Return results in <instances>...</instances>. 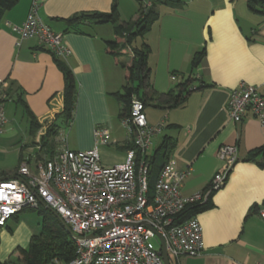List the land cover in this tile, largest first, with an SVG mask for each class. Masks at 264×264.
I'll use <instances>...</instances> for the list:
<instances>
[{"label":"crops","instance_id":"1","mask_svg":"<svg viewBox=\"0 0 264 264\" xmlns=\"http://www.w3.org/2000/svg\"><path fill=\"white\" fill-rule=\"evenodd\" d=\"M115 1L118 22L136 19L139 12L134 0ZM30 2L18 0L2 16L0 79L6 80L11 94L7 102L21 105L19 98L41 125H49L63 108V75L36 39L23 40L16 47L11 31L12 26L24 21ZM112 3L113 0H43L39 7L42 22L61 32L71 49L63 60L72 72L77 91L75 111L66 124L75 142L70 149L91 148L93 128H106L110 134L106 145H113L117 152L98 145L104 166L122 162L131 145L119 117L121 101L114 96L122 92L126 79L122 65H130L131 55L124 54L127 59L121 61L107 51L106 43L114 37L113 24L81 21L68 25L64 19L80 12L108 13ZM158 9V19L140 37L149 48L146 65L151 87L142 85L138 94L145 99L150 88L158 94L169 90L176 94L177 83L186 79H191L195 88L180 105L164 106L156 98L144 103L148 124H163L156 133L162 135L160 144L157 149H147L146 160L157 163L164 138H170L172 147L166 163L186 171L180 192L190 195L205 190L221 167L217 156L220 146L234 145L237 154L223 185L204 199L200 206L205 208L192 214L202 227V252L169 257V263L259 264L264 250V222L258 215L264 206V157H247L264 144V111L263 121L246 112L239 122H234L228 116L226 102L230 90L240 83L257 86L264 94V6L260 9L263 13H254L248 10L246 0H174L172 6ZM202 48L204 53L193 67V56ZM171 74L175 79L170 78ZM23 113L26 116L24 109ZM65 134L61 132L59 137L66 140ZM14 136H10L11 140L0 139V150L22 143ZM32 138L30 144L26 139L19 148V160L28 158L33 162L44 156ZM18 164L8 173L0 172V179L14 176ZM28 210L31 209H24L0 227V264H23L15 249L27 248L41 232V217L25 212Z\"/></svg>","mask_w":264,"mask_h":264},{"label":"built area","instance_id":"2","mask_svg":"<svg viewBox=\"0 0 264 264\" xmlns=\"http://www.w3.org/2000/svg\"><path fill=\"white\" fill-rule=\"evenodd\" d=\"M42 2L31 0L24 21L11 27L14 45L18 47L23 40L33 38L55 57L65 60L71 49L61 32L42 22ZM144 5L149 6L150 2ZM170 78L175 76L171 74ZM9 100L6 80L0 79V134L6 123L4 104ZM226 108L234 122H239L246 112L263 121L264 94L257 86L240 83L230 90ZM122 122L134 148L126 150L120 163H100L98 145L110 143L109 131L102 127L93 128L91 148L71 150L65 138L59 137L56 140L60 145L52 157H38L33 162L21 159L14 176L0 179V226L24 209L37 211L43 207L41 203L53 209L71 231L74 252L68 261L55 259L50 264H164L156 234L163 238L168 257L200 254L203 242L198 219L190 216L178 223L175 219L185 210L201 205L223 185L236 162V147H219L221 167L205 190L190 195L180 192L186 171L176 169L171 162L163 164L150 197L146 151L163 124H148L144 105L135 97ZM47 126L42 124L34 136L38 150ZM258 215L264 222V206ZM259 264H264V250Z\"/></svg>","mask_w":264,"mask_h":264},{"label":"trees","instance_id":"3","mask_svg":"<svg viewBox=\"0 0 264 264\" xmlns=\"http://www.w3.org/2000/svg\"><path fill=\"white\" fill-rule=\"evenodd\" d=\"M18 0H0V23L3 14L11 9ZM139 4V13L136 19L129 22H118L116 14V1L113 0L110 12H80L74 14L66 19L65 23L70 25L77 22L90 21L94 23H111L116 40L107 41V51L117 58L119 55L130 54V65H122L125 68L126 79L122 87L121 93H115L114 96L121 101L122 108L119 113L120 119L128 115L130 102L132 97L142 101L143 105L146 101L156 98L164 106H174L183 103L189 92L192 90L191 79H186L183 82L177 83V93L173 94L167 91L164 94H158L150 88V94H144L145 99L138 94V90L142 85L149 86V69L146 65V55L149 51L148 45L141 43L138 47L132 46V42L136 37H142L143 34L150 28L152 23L159 17L160 6H172L174 0H137ZM149 1L150 5H144V2ZM176 1V0H175ZM159 6V7H158ZM246 6L249 11L254 13H263L260 9L264 6V0H246ZM127 51L129 52H126ZM46 50V49H45ZM48 51V50H46ZM53 57L55 65L58 67L64 78V99L63 108L59 117H63L66 122H69L73 110L76 97V82L73 78L72 72L63 62L62 59ZM204 53L202 48L193 56L191 65L194 67ZM151 87V86H149ZM11 99L10 91H8ZM18 97V96H17ZM26 116L28 117V133L35 136L41 124L37 121L36 117L28 109L27 105L19 100ZM57 133V126L54 122L46 127L45 133L40 137L41 150L45 157H52L54 153V137ZM134 148L132 142L129 146ZM172 143L170 138L165 137L160 146L159 161L149 162L148 172V195L151 197L153 194L154 183L163 164L166 163L168 151L171 149ZM40 150V151H41ZM262 154L264 157V144L254 150L250 151L247 160L253 159L256 155ZM138 156V151H137ZM206 205H198L185 210L179 218L175 219L178 223L185 218L192 216L194 211L205 208ZM37 213L41 216V232L34 236L27 248H16L17 259L23 264H50L53 260L66 262L73 256L74 244L70 238L69 233L59 220L46 208L40 207ZM1 227V226H0ZM7 264V263H3Z\"/></svg>","mask_w":264,"mask_h":264},{"label":"rangeland","instance_id":"4","mask_svg":"<svg viewBox=\"0 0 264 264\" xmlns=\"http://www.w3.org/2000/svg\"><path fill=\"white\" fill-rule=\"evenodd\" d=\"M134 1L136 2V6H138V12H139L140 7L138 4V1L137 0H134ZM114 40H116L115 35L112 38V40H109V41H114ZM140 43H141V38L136 37L134 39V41L132 42V46L138 47L140 45ZM126 52H129V51H127V49H126ZM118 57H120L121 61L127 59V58H125V55H122V54L119 55ZM123 71H125V68L123 69ZM74 111H75V107L73 110V114H74ZM4 115L6 118V123L3 127V131L0 134V139L2 141L3 140H11L10 136L15 135L14 138L15 137L21 138L20 139L21 141L20 140L19 141L22 142L21 144L18 143L17 145L13 144L12 146H14V147H12L11 149H8L5 151L0 150L1 151L0 152V172L4 171V173H8L9 171H12L15 168V166L20 162L19 157H18V150L23 145V142H26V139H28V141H29L28 144H30L31 141L33 140V138H32V136L30 137V135L27 131L28 125H26V116L23 113V109H22L21 105H17L15 103L7 102L6 106H4ZM54 123L57 126V136H58L57 138H59V134L61 132L67 133V134H65L66 142H67L66 144L69 148H71L75 142H74L72 134H69L68 127L66 126L67 122L64 120L63 117L58 116L57 120ZM123 130H125V129H123ZM158 134H156L157 136H155L154 138L152 137L151 146H150L149 151L158 148V146L160 144L161 136H162L161 134H159V135ZM92 139H93V137H92ZM59 145H60L59 142L54 137V146H55L54 149L56 147H59ZM104 148L110 152H114V151H115L114 153L117 152L113 145H105ZM118 163H120V162H118ZM115 164H117V163H115ZM112 165H114V164H112ZM25 212L31 213L35 217H39V218L41 217L40 215L37 214L36 210H28ZM155 244H156V246L158 245L156 241H155Z\"/></svg>","mask_w":264,"mask_h":264},{"label":"water","instance_id":"5","mask_svg":"<svg viewBox=\"0 0 264 264\" xmlns=\"http://www.w3.org/2000/svg\"><path fill=\"white\" fill-rule=\"evenodd\" d=\"M6 178H9V177H3L1 179H6ZM41 204H42V206L44 208H46L48 211H50L59 220V222L64 226V228L66 229V231L70 235L71 231H70L69 227L66 225V223L62 220V218L53 209H51L49 206H47L45 203H41ZM156 236H157V239H158L159 248H160V254L162 256L163 263L164 264H170L169 263V257L167 255V252H166V249H165V245H164V240H163V238L160 235L156 234Z\"/></svg>","mask_w":264,"mask_h":264}]
</instances>
